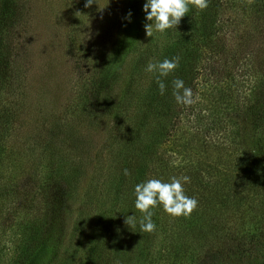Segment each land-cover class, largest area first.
Returning a JSON list of instances; mask_svg holds the SVG:
<instances>
[{
    "label": "rangeland",
    "instance_id": "1",
    "mask_svg": "<svg viewBox=\"0 0 264 264\" xmlns=\"http://www.w3.org/2000/svg\"><path fill=\"white\" fill-rule=\"evenodd\" d=\"M16 3L20 19L11 45L16 77L0 89V127L9 125L12 133L8 139L11 142H6L7 150L2 153L6 163L0 168L3 191L0 193V264H8L12 255L21 251L22 225L36 219L31 209L26 215L24 202L27 199L29 203L39 190L41 172L32 170V156L24 146L33 147L37 158L42 156L48 148L51 131L54 135L61 132L63 139L67 138L62 154H68L75 163L80 162L85 171L80 175L74 197L65 204L66 217L53 231L57 248L40 264H86L91 243L102 223V213H106L110 202L108 196L115 184L117 159L124 151L137 149L132 139H142L144 133V140L148 141L153 136L149 132L157 129V114L154 119L144 121L142 128L132 116L138 112L136 107L150 84H157L156 74L146 72L145 67L149 61L180 54L182 45L190 47L185 41L195 23L201 22L200 13L189 5V12L176 28L148 37L143 6L136 8L134 0H93L88 7L86 0H16ZM129 12L131 22L126 19ZM247 24L245 21L238 26V32ZM230 40L236 42L232 37ZM193 43L196 44V39ZM201 64L204 66L197 67L195 77L187 75L185 86L192 89L194 97V103L189 106L179 105L173 96H168L174 76L179 75L171 72L160 77L171 89L165 91L159 105L163 108L171 104L173 115L167 118L166 135L156 146L164 164L156 166L160 175L153 177L168 182L173 176H188L184 190L198 204L203 200H199V176L194 165L212 171L213 177L207 178L210 182L219 180V162L214 164L211 160L221 155L227 159L223 164L229 165L228 161L238 157L230 141H221L223 146L219 143V123L215 118L219 58L208 55ZM248 73L255 81L256 74ZM104 79L115 82L112 90L101 86ZM252 81L247 83L246 93ZM5 111H9V117L4 115ZM208 164L213 167L210 169ZM212 191L219 192V182ZM197 209L209 216L214 213L212 219L219 226V205L216 212L209 207ZM246 217L249 218V213ZM246 217V232L258 235V227ZM169 220L173 221V217ZM108 231L107 239L126 242L118 232ZM160 236L146 245L152 264H157L159 251L165 247L172 249L171 244L160 241ZM203 243L197 264L233 263L223 254L226 248L221 247L219 240L208 239V243ZM251 259L245 257L240 264ZM176 264H191V261L185 256Z\"/></svg>",
    "mask_w": 264,
    "mask_h": 264
},
{
    "label": "trees",
    "instance_id": "2",
    "mask_svg": "<svg viewBox=\"0 0 264 264\" xmlns=\"http://www.w3.org/2000/svg\"><path fill=\"white\" fill-rule=\"evenodd\" d=\"M134 2L136 8L144 4V0ZM17 5L16 0H2L0 3V89L6 88L16 77L11 45L20 19ZM198 11L201 22L195 23L185 41L190 47L182 45L183 50L176 54L181 59L176 72L173 71L171 75H179L174 79H182L185 84L189 79L187 75L195 77L197 67L204 66L201 64L204 57L210 55L219 58V95H216L215 102L219 143L230 141L229 145L237 150L238 157L233 162L228 161L229 165L223 164L227 159L221 155L211 160L214 164L219 162V180L210 182L207 178L213 177L212 171L194 165L195 173L199 176V200H203L197 207H209L216 212V205H219V226L212 219L214 213L209 216L197 207L189 216L173 217L171 221L170 215L160 205L152 209V219L156 225L153 232L141 233L138 222L132 229L125 223L127 216L135 214L138 219L141 216L134 206V186L159 176L156 166L164 164L156 146L166 135L167 118L173 115V108L171 104L163 108L159 105L164 95L160 94L158 84L152 83L136 107L138 112L132 116L141 127L144 121L154 119L157 114V129L149 132L153 136L148 141L144 140V133H141L142 139H132L137 149L126 150L117 159L113 175L115 184L108 196L110 202L105 208L106 213H102V223L91 243L92 251L86 264H152V256L146 245L151 244L159 234L160 241L171 244L172 249L164 246L165 249L155 256L157 264L179 263L185 256L191 264H197L199 248L203 242L208 243V239L219 240L221 247L226 248L223 254L232 259V264H240L245 257H252L248 260L249 264H264V0H208V6ZM245 21L248 24L238 32V26ZM231 37L236 42H230ZM195 39L196 44L200 42L197 46L193 43ZM176 55L172 54L171 57ZM249 71L256 74L253 75L255 81L249 78L252 76L248 75ZM113 79L115 81V77ZM107 80L104 79L101 86L112 90L115 82ZM251 81L253 84L246 93V85ZM168 88L171 89L166 87L165 91ZM172 92L173 87L168 96H173ZM9 114V111L4 113L6 117ZM210 130L212 128L207 132ZM1 133L0 168L6 163L2 154L7 150L6 142H11L8 140L12 134L9 125L1 128ZM50 134L48 148L38 158L34 155L33 147L24 146L32 156V170L41 172L39 190L29 203L27 199L24 202L26 215L27 210L31 209L36 219L27 220L22 225L21 251L12 255L8 264H40L48 254H53L57 248L53 231L56 224L66 217L65 207L68 200L74 197L80 175L85 171L80 162L75 163L68 154H62L67 138L63 139L61 132L54 135L51 131ZM208 166L210 169L213 167ZM125 169L128 175L124 174ZM218 182L219 192H213ZM185 192L191 196L186 189ZM248 213L249 218L246 217ZM245 217L258 227V235L246 232ZM122 221L124 225H121ZM108 230L118 232L126 238V242L123 244L112 242L109 237L107 239ZM248 263L245 261L243 264Z\"/></svg>",
    "mask_w": 264,
    "mask_h": 264
},
{
    "label": "clouds",
    "instance_id": "3",
    "mask_svg": "<svg viewBox=\"0 0 264 264\" xmlns=\"http://www.w3.org/2000/svg\"><path fill=\"white\" fill-rule=\"evenodd\" d=\"M93 0H86L85 7L90 6ZM189 5L197 10H203L208 6V0H145L143 11L145 13V31L148 37L155 33H164L168 29L176 28L181 19L189 12ZM131 22V12L126 16ZM180 58H165L162 61H149L145 67L148 73L156 74L157 84L161 95L165 94V84L160 77H167L175 71ZM172 95L179 105L189 106L194 103L192 89L186 87L182 79L172 81ZM124 174L128 175L127 169ZM188 176L171 177L168 182L162 179H148L134 186V206L141 216L138 219L135 214L127 216L125 223L131 229L139 223L141 233H151L155 230L152 209L157 205L162 206L163 211L172 217L189 216L197 207L198 201L194 197L185 194L184 185L189 182Z\"/></svg>",
    "mask_w": 264,
    "mask_h": 264
}]
</instances>
